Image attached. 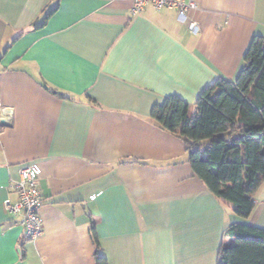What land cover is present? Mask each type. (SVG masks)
<instances>
[{"label": "crops", "instance_id": "1", "mask_svg": "<svg viewBox=\"0 0 264 264\" xmlns=\"http://www.w3.org/2000/svg\"><path fill=\"white\" fill-rule=\"evenodd\" d=\"M197 2L193 32L174 8L133 15V0H0V264H97L92 224L108 264H217L229 225L264 228V181L239 217L151 116L170 94L195 111L264 39V0ZM33 162L36 239L4 206Z\"/></svg>", "mask_w": 264, "mask_h": 264}, {"label": "trees", "instance_id": "2", "mask_svg": "<svg viewBox=\"0 0 264 264\" xmlns=\"http://www.w3.org/2000/svg\"><path fill=\"white\" fill-rule=\"evenodd\" d=\"M151 116L184 140L188 161L209 191L231 202L239 217L248 218L264 181L263 37L253 36L235 79L221 75L200 92L195 111L182 97L170 94L153 106ZM227 233L234 241L222 242L217 264H264V228L234 222ZM91 236L96 263L108 264L100 255L94 224Z\"/></svg>", "mask_w": 264, "mask_h": 264}, {"label": "built area", "instance_id": "3", "mask_svg": "<svg viewBox=\"0 0 264 264\" xmlns=\"http://www.w3.org/2000/svg\"><path fill=\"white\" fill-rule=\"evenodd\" d=\"M151 5L156 9L174 8L179 16L187 21L193 32H198L200 26L190 17L191 11L199 8L197 0H133V15H138L145 6ZM41 166L33 162L20 169L19 178L14 180L11 188L17 192L15 201L7 198L5 209L20 216V224L30 238H38L43 233V217L40 214L42 194L39 188Z\"/></svg>", "mask_w": 264, "mask_h": 264}]
</instances>
